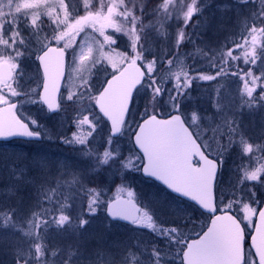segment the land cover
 Listing matches in <instances>:
<instances>
[{"label": "rangeland", "instance_id": "rangeland-1", "mask_svg": "<svg viewBox=\"0 0 264 264\" xmlns=\"http://www.w3.org/2000/svg\"><path fill=\"white\" fill-rule=\"evenodd\" d=\"M216 1L168 0L169 5L167 1L164 2V8L159 11L162 16L157 17L156 21L151 20L152 24H144L139 7L143 0H124L122 6L118 5L119 10H132L134 15L117 19L129 29V35L135 31L139 36L135 47L127 35L111 28L106 29V35L112 37L114 43L100 47L96 41L102 42L103 38L91 29H86L77 38L79 42L67 50L69 72L61 99L62 108L57 116L48 115L39 104L41 83L34 70L36 58L34 64H20V73L27 69L30 71L27 76L19 73L20 76L12 83L0 86V103L10 104L16 99L20 100V116L44 137L42 144L0 146V210L15 207L18 215L27 216L34 210L55 209L57 204L70 201L71 224L62 230L52 228L48 233L50 247L59 249L54 264H175L171 258L177 259L182 254L186 242L180 240L182 232L176 230V233L170 229L180 222L191 223L199 213L193 206L174 199L160 186L148 183L138 176L142 162L133 146V137L141 121L150 115L152 107L159 108L162 112L169 111L168 115H171L186 106V101L194 105L187 106L188 116L185 119L207 152L221 164L217 193L221 202L227 203L223 206L220 203L222 210L235 209L233 204L236 203H233L232 197L239 185L242 186L240 191L245 192L244 185H260L264 175V112L255 108V102L263 99L255 92L251 97L248 93L263 80L253 84L252 78L247 75L249 70L241 72L245 67L238 63L245 57L236 58L235 69L239 73H232L229 97L221 96L223 93H219V90L211 93L210 90L214 89L208 85L215 79H203L201 72L191 74L188 68L185 71H173L170 82L175 84L169 85L165 89L167 92L163 94L162 89L160 90L164 87L160 83V72L155 67L146 65L148 73H155V76L149 78L137 93L124 135L117 141L107 134L108 124L95 111L97 96L109 78L118 73L126 63L138 61L143 65V40L149 37L146 34H156V39H159L162 34L169 33L165 32L167 25L171 28L175 23L178 25L177 36L182 38V34L186 35L185 29L192 27L195 35L198 34L200 44L205 47L199 45V52L195 51V56L189 60L202 61L204 52L214 54L212 52L219 44L217 40L232 25L247 27L250 0ZM102 2L106 10L113 0ZM34 11L32 0H0V38L7 36L9 30L15 35L18 25L20 31L27 33L25 25L28 21L25 17ZM159 23L166 26L153 28ZM180 29H183L182 34ZM253 30L255 31L254 28ZM257 33L256 31L252 42L246 41L242 45L246 48L242 50L251 52L259 45ZM85 35L94 38L95 50L81 64L80 47L85 43ZM203 36L208 38L205 37L202 41ZM29 43L33 42L30 40ZM29 51L30 49L26 50L25 56ZM106 52L109 53L108 56H105ZM248 59L251 69L253 57ZM259 65L255 68L256 72ZM263 66L260 65L261 68ZM179 86L182 87L181 92L196 89L194 93L198 97L194 101L186 100L182 103V98L176 92ZM88 105L93 106L92 110L81 117L80 114L84 112L81 108ZM86 117L91 122L89 129L74 125L75 121ZM236 121L239 125L238 132L234 131L233 123ZM75 137L87 138V143L79 144ZM116 168H120L118 174ZM72 176L78 177L76 187L65 188L64 181ZM118 176L125 180L115 183ZM257 178L260 181L256 184L254 180ZM262 188L264 191V184L257 187L258 191ZM8 189H12L14 194L9 195ZM90 189L99 193L93 205L95 215L90 214L91 210L87 207L89 196L96 194ZM248 191L250 199L239 203L237 212L248 235H251L263 198L260 201L253 188ZM53 193L54 196L49 201ZM120 197L133 198L142 206V218L137 225L126 227L113 224L107 218L105 211L109 201ZM82 219L88 221L83 227L80 226ZM0 236L23 240L19 233H12L10 230L0 232ZM162 247L172 248L171 252L166 253ZM12 251V240L6 239L0 245V264H10ZM246 258L247 264H257L250 248H247Z\"/></svg>", "mask_w": 264, "mask_h": 264}, {"label": "water", "instance_id": "water-1", "mask_svg": "<svg viewBox=\"0 0 264 264\" xmlns=\"http://www.w3.org/2000/svg\"><path fill=\"white\" fill-rule=\"evenodd\" d=\"M40 67L44 77L40 100L51 114H56L67 77V58L63 65L46 63ZM8 72V67L0 64V83L13 81L14 73L9 78ZM145 79V68L130 62L107 82L100 94L98 110L109 123L113 138L122 136L135 94ZM49 104L58 105V109L50 111ZM16 107L0 109V143L40 142L41 135L32 133L19 119ZM133 142L144 159L145 179L153 180L212 218L208 229L187 245L184 264H246L247 241L257 264H264V201L248 240L234 214L218 213L216 188L220 165L204 153L182 115L148 117L137 129ZM107 217L112 222L134 225L140 220L141 207L133 199L120 198L107 207Z\"/></svg>", "mask_w": 264, "mask_h": 264}, {"label": "snow or ice", "instance_id": "snow-or-ice-1", "mask_svg": "<svg viewBox=\"0 0 264 264\" xmlns=\"http://www.w3.org/2000/svg\"><path fill=\"white\" fill-rule=\"evenodd\" d=\"M124 0H113L111 5L105 10L102 0H32V7L35 11L25 19L28 23L25 27L27 33L20 31L17 26L15 35L9 30L7 36L0 38V63L5 64L8 69L9 78L13 72L20 73V64L25 56L26 50L29 55H34L36 61L40 65L60 64L66 62L67 50L73 48L85 33L86 29L99 34L103 41H96L100 47L114 43L112 37L106 35V29L111 28L113 31L127 35L135 47L139 36L135 31L129 35V29L120 23L117 17H131L134 15L132 10L120 11L118 5H123ZM95 5V7H93ZM135 25H133V29ZM94 38L87 35L84 36L85 43L81 44V64L89 59L95 50L93 43ZM33 43L30 44L29 41ZM91 41L90 43L88 41ZM109 53H105L108 56ZM232 56L231 52L227 53ZM244 56V63L250 61L248 56L253 57V67L249 69L247 75L252 78L253 84L264 79V72L257 73L255 68L259 65L260 57L257 55L256 49L251 52L241 53ZM228 63L227 60L224 61ZM22 75V73H20ZM220 73L212 76L201 74L203 79H217ZM243 79V77H241ZM247 87V85H246ZM257 91L253 88L251 95ZM69 99H72L69 97ZM58 105L49 104V110L55 111ZM77 143L86 144L87 138L75 137ZM99 171V169H95ZM20 179V177H17ZM78 183V177L72 176L64 181L65 188H75ZM95 195H90L87 207L91 210L90 214L95 215L96 209L93 205L97 201L99 195L95 189H90ZM8 194L13 195L14 191L8 189ZM54 193L49 197L52 200ZM72 203L65 200L63 204H57L53 208H40L30 212L27 216L18 215V210L13 207L11 209L0 210V232L10 230L12 233H19V238L0 236V245L5 240H12L13 251L10 264H54L55 257L59 254V249H52L48 243V233L52 228L62 230L65 226L71 224L70 210ZM88 223L82 219L80 226L83 227Z\"/></svg>", "mask_w": 264, "mask_h": 264}, {"label": "trees", "instance_id": "trees-1", "mask_svg": "<svg viewBox=\"0 0 264 264\" xmlns=\"http://www.w3.org/2000/svg\"><path fill=\"white\" fill-rule=\"evenodd\" d=\"M166 1L168 3V0H143V3L139 7H141V11H142L141 17H142V21L144 22V24H152L151 20L156 21L157 17L162 16V14L159 15L160 14L159 11L164 8L163 4ZM183 1L185 2L186 0H183ZM216 2H218V0ZM249 7H250V10L246 18V22L248 23L247 27L241 28L239 26L232 25L231 29H227L225 34L219 40H217L219 44L213 50L212 53L214 54L211 55L207 52H204L203 54L204 59H202V61L195 60V59L189 60V58H192L195 56L193 55L195 51L199 52V45L202 47H205L204 44H200L199 39H198V34H196L197 35V38H196V35L194 32L195 29H193L192 27H187L185 29L186 35L182 34L183 29L179 30V32H181L182 34V38H178L177 36L178 35V25H176L175 23L171 26V28L170 26H168L169 25L168 24L165 29V32H169V33L166 35L162 34L159 39H156L157 37L156 34H153V35L151 34V36L149 34L145 35L149 37H145L143 40L144 42L143 48L145 51L144 57L142 59L143 65L153 66L155 67V70L157 72H160L161 74V76L159 77L160 83L164 85V87L163 88L161 87L160 90L162 89L163 94L167 92V90L165 89H168L169 85L173 86L175 84L174 82H170L173 71L174 70L185 71L186 70L185 68H188L190 69L189 71L191 74L201 72L200 75L204 74L207 76H212L213 74L220 73V76L217 79H215L213 83H210L208 85V87L214 90L213 91L210 89L209 90L211 93H216L219 90V93H223L221 96H228V97L231 96L230 95L231 91L229 90L232 89L231 87L232 86V83H231L232 73L238 71L235 69V65L237 64L235 62L236 58L244 57L241 55V53H244L246 48L242 47V45L246 41L252 42V39L256 36L255 34L256 31L258 32L257 36L260 38L259 40L260 43L257 47L255 46V49L257 48L256 49L257 55L260 57L259 64L264 65V0H250ZM27 23L28 22H26V24ZM165 26L166 25H161L159 23L153 26V28L160 29ZM253 28L255 29V31L253 30ZM152 31H154V29ZM205 37L208 38V36H203L202 41L205 40ZM230 42H233V43L229 45ZM251 46H252V43H251ZM242 48H245V49L242 50ZM228 52H231L232 56H228L227 55ZM225 60L228 61L227 64L224 63ZM243 61L244 60H240L238 63L239 66L245 67L244 70L241 71L242 73L248 71L251 67L249 63L245 64ZM260 65H259V69L257 73L264 72V66L261 68ZM153 76H155V73L149 72L147 80L149 78L151 79ZM262 80L263 82H261L260 85L256 88L257 91H255L254 94L259 95L263 99L262 101L255 102V108L259 111L264 112V79ZM181 88L182 87L179 86L178 91L176 92L178 96L182 98L180 99L182 103L185 102L186 100L194 101V99L198 97L197 94L194 93L196 92V89H192V90L187 89L181 92ZM192 93H194V98H193ZM185 104L186 106H183V108L179 110L178 113L182 114L186 118L188 116L187 106L188 105L194 106V105L193 104L190 105L191 103H189L188 101H186ZM149 112H150V115L154 114V115H158L162 117L169 116L168 113H170L169 111L162 112V110H160L159 108L157 109L155 107L150 108ZM233 124L235 125L234 131L238 132L239 131L238 122L236 121ZM226 138L230 139L229 137H226ZM227 143L228 141H226V144ZM254 181L257 184L258 181L260 180L257 178ZM261 184L262 186L264 184V175L262 176L260 185ZM260 185L256 186V185L249 184L247 187L244 185L243 188H246V192L240 191V189H242V186L239 185L238 191H234L233 197H232L233 203L237 204V205L233 204V207L235 209H232V210L223 209L222 212L227 211V212H232L235 215H238L237 206L240 205L239 203H244L250 199L249 198L250 195L248 196V193H249L248 190L250 188H253L254 190H256L257 196H259V199L261 201V199L263 198V188L262 190L260 189L259 191L257 189V187ZM219 200H220L219 203H221L222 206L223 204H227L224 202L222 203L220 198H218V201ZM260 205H262L261 202H260ZM219 207H221L220 204H219ZM207 225H209V219L202 214L197 215L196 219H194L192 223L190 224L191 229L189 231H191V233L183 232V234H181L182 239L180 240L181 241H191L192 239L196 238L197 235L199 236L200 233H202V231L206 229ZM162 249L166 251V253H169L171 252L172 248L162 247ZM171 259H173L172 261L175 262V264H182V254H179L177 256V259L173 257Z\"/></svg>", "mask_w": 264, "mask_h": 264}, {"label": "flooded vegetation", "instance_id": "flooded-vegetation-1", "mask_svg": "<svg viewBox=\"0 0 264 264\" xmlns=\"http://www.w3.org/2000/svg\"><path fill=\"white\" fill-rule=\"evenodd\" d=\"M34 61H35V56L34 55H29V54H27L26 56H24V58H23V60L21 61V64H31V63H33L34 64ZM35 63H36V69H34L35 70V72L37 71V76H38V78L40 79V91H39V100H40V95H41V91H42V88H43V82H44V77H43V73H42V70H41V67H40V64H38L37 63V61H35ZM1 64V63H0ZM30 71H28V69H27V71H22V73L24 74V75H26L27 76V74L29 73ZM68 72H69V57H68ZM14 73V80L18 77V76H20V74L19 73H15V72H13ZM23 77V76H22ZM26 78V77H25ZM13 80V81H14ZM107 82V81H106ZM12 83V82H11ZM5 84H8V83H0V86L1 85H5ZM106 85V83L104 84V86ZM104 86L101 88V90H100V92H99V94H98V96L100 95V93H101V91L103 90V88H104ZM98 96H97V99H98ZM92 102V101H91ZM39 104L41 105V107L48 113V115H50V116H57L59 113H56V114H51V113H49L48 112V110L41 104V102H39ZM8 105H17V107H16V114L22 119V117L20 116V109L22 108L20 105H21V102H20V100H18V99H16V100H14L12 103H10V104H1L0 103V109L2 108V107H4V106H8ZM91 107H93V106H91V105H88L87 107H84V108H81L82 110H84V112L81 114V117L86 113V112H88L89 110H92L91 109ZM61 108H62V103L60 104V110H61ZM95 111H97V107L95 106ZM87 119H88V117H86V118H84V119H82L81 121H75V124L74 125H76L77 124V127L78 128H87V129H89L90 128V126H91V122L90 121H87ZM23 120V119H22ZM27 124H28V126L30 127V129H31V132L32 133H37V134H40L41 135V137H42V140L40 141V142H35V143H29V142H11V143H8L9 145H13V144H17V143H22V144H42V143H44V137H43V135L39 132V131H37V130H35L32 126H31V124H29L27 121H25ZM72 122V121H71ZM104 122V121H103ZM106 124V123H105ZM108 126V131H107V134H109L110 135V137H111V134H110V128H109V125H107ZM123 137V136H122ZM122 137H120V138H122ZM112 138V137H111ZM120 138H118V139H114V138H112L113 140H115V141H117V140H119ZM111 139V140H112ZM1 145H6V144H0V146ZM138 155H139V157H140V161L142 162V167H141V170H140V174H138V176L140 177V178H142V179H144L146 182H148V183H151V184H154V185H158L157 183H155V182H153V181H151V180H147V179H145L144 177H143V175H142V169H143V166H144V160H143V158H142V156L138 153ZM199 162L197 161V164H198ZM119 170H120V168H116V171H117V174L119 173ZM122 170H121V176H122ZM121 177H119L118 176V179H116L115 180V183L116 182H118V184L119 183H121L123 180H125L124 178H121V180L119 181V179H120ZM158 186H160V185H158ZM121 198V197H120ZM174 198V197H173ZM109 199V198H108ZM117 199H119V198H117ZM117 199H113V200H110L109 201V203H112V202H114V201H116ZM174 199H176V200H179V199H177V198H174ZM179 201H181L182 202V200H179ZM106 203V202H105ZM108 203V202H107ZM184 203V202H183ZM185 204H187V203H185ZM140 207H141V213H143V208H142V206L140 205ZM198 213H199V211H197ZM208 219H209V224H210V222H211V218L209 217V216H206ZM193 221V220H192ZM188 221H186V222H180V223H178L177 225H175V226H173L172 228L171 227H169V229L170 230H173V231H178V232H182V234H183V232H185L186 233V231H189L190 229H191V226H190V224L192 223H189ZM208 226L209 225H207V227H206V229L208 228ZM182 230V231H181ZM176 231V233H178ZM204 231V230H203ZM202 231V232H203ZM201 234V233H200Z\"/></svg>", "mask_w": 264, "mask_h": 264}]
</instances>
